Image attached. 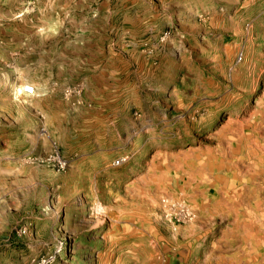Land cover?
<instances>
[{"label":"rangeland","instance_id":"374dc122","mask_svg":"<svg viewBox=\"0 0 264 264\" xmlns=\"http://www.w3.org/2000/svg\"><path fill=\"white\" fill-rule=\"evenodd\" d=\"M43 261L264 264V0H0V264Z\"/></svg>","mask_w":264,"mask_h":264},{"label":"built area","instance_id":"2783aa9c","mask_svg":"<svg viewBox=\"0 0 264 264\" xmlns=\"http://www.w3.org/2000/svg\"><path fill=\"white\" fill-rule=\"evenodd\" d=\"M25 92L28 93V94L33 93V87H27L25 89ZM47 263H48V261H43V264H47Z\"/></svg>","mask_w":264,"mask_h":264}]
</instances>
